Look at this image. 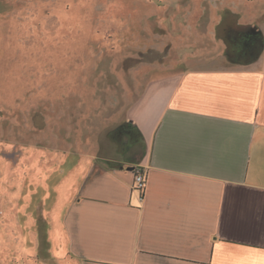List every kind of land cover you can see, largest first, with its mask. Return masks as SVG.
<instances>
[{"label": "rangeland", "instance_id": "obj_1", "mask_svg": "<svg viewBox=\"0 0 264 264\" xmlns=\"http://www.w3.org/2000/svg\"><path fill=\"white\" fill-rule=\"evenodd\" d=\"M250 17L264 0H0V264H79L57 226L70 161L133 159L155 67L242 60Z\"/></svg>", "mask_w": 264, "mask_h": 264}, {"label": "crops", "instance_id": "obj_2", "mask_svg": "<svg viewBox=\"0 0 264 264\" xmlns=\"http://www.w3.org/2000/svg\"><path fill=\"white\" fill-rule=\"evenodd\" d=\"M250 19L232 33L236 48L256 39L248 59L155 67L129 120L133 159L63 171L57 226L79 264H264V17ZM129 166L145 169L142 193Z\"/></svg>", "mask_w": 264, "mask_h": 264}, {"label": "built area", "instance_id": "obj_3", "mask_svg": "<svg viewBox=\"0 0 264 264\" xmlns=\"http://www.w3.org/2000/svg\"><path fill=\"white\" fill-rule=\"evenodd\" d=\"M133 183L132 188L137 192H143L145 187V169L137 166L133 170Z\"/></svg>", "mask_w": 264, "mask_h": 264}, {"label": "flooded vegetation", "instance_id": "obj_4", "mask_svg": "<svg viewBox=\"0 0 264 264\" xmlns=\"http://www.w3.org/2000/svg\"><path fill=\"white\" fill-rule=\"evenodd\" d=\"M256 44H257L256 39L249 38L248 42L245 43V45L237 48V51L235 54L236 58L240 60V59H244L246 56L252 55L254 48L256 47Z\"/></svg>", "mask_w": 264, "mask_h": 264}, {"label": "water", "instance_id": "obj_5", "mask_svg": "<svg viewBox=\"0 0 264 264\" xmlns=\"http://www.w3.org/2000/svg\"><path fill=\"white\" fill-rule=\"evenodd\" d=\"M134 166L127 167V170H133Z\"/></svg>", "mask_w": 264, "mask_h": 264}]
</instances>
